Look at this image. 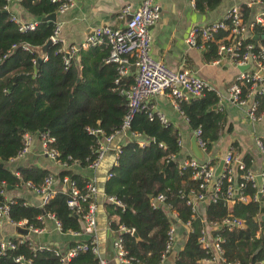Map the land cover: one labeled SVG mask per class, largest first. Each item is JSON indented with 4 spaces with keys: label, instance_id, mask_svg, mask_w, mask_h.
Returning a JSON list of instances; mask_svg holds the SVG:
<instances>
[{
    "label": "trees",
    "instance_id": "obj_1",
    "mask_svg": "<svg viewBox=\"0 0 264 264\" xmlns=\"http://www.w3.org/2000/svg\"><path fill=\"white\" fill-rule=\"evenodd\" d=\"M192 1L194 9L200 13L211 12L222 2ZM6 3L7 0H0V205L5 201L7 187L12 190L30 183L37 188L50 176L47 171L25 167L18 168V177H14L4 167L21 151L23 134L47 133L53 139L49 147L57 151L61 162L68 167L77 164L84 169L86 159H93V149L98 141L89 136L86 129H99L104 137L115 135L126 113L125 100L120 90L132 83V77L128 76L119 85L114 84V65L103 63L108 52L106 47L80 51L77 61H72L64 71L57 53L58 45H50L46 59L37 64L34 49L46 43L54 28L53 23H41L40 19L54 14L57 4L50 3V0H20L17 4L19 9L31 20H39L34 31L20 34L16 25L10 21V13L3 10ZM242 13L245 18L248 10L243 7ZM253 35L258 36L259 43L264 46V27H255ZM25 45L29 51L24 50ZM202 56L205 62L216 59L214 47L208 46ZM255 100L257 111L264 110V95ZM217 101L213 91H206L201 98L180 104V110L191 131L200 128L207 151L223 134L231 132L230 126L226 124V115L216 107ZM128 132L149 142L141 148L136 141L126 140L120 146L116 163L103 185V195L113 198L120 205H104L108 218L118 217V223H112L110 229L117 232L120 226L131 232L122 233L120 237L125 251L136 261L132 264H159L166 232L170 225L175 227L167 207L150 206L152 199L163 195L165 204L177 214V223L183 225L190 222L192 229L191 233L184 234L181 247L173 248L176 256L172 264H204L201 262L204 254L196 242L200 222L197 218L191 220L189 207L180 199L181 194L187 195L189 188L195 189V184L190 181L188 172L179 171L177 163L168 167L166 163V157H179L181 154L176 145V131L169 125L162 127L157 121L149 122L146 114L141 112L133 116ZM232 147L236 149L235 144ZM64 177L76 184L79 190H83L87 182L66 169L54 175L57 182L54 190ZM11 201L8 217L13 223L24 222L25 227L41 228L38 218L49 214L60 225L62 233L79 231V221L68 210L64 194L56 193L41 209L29 206L18 198H12ZM202 212L205 221L209 222H219L227 214L242 219L245 226L243 230L220 231L227 261L237 264L264 262V231L255 237L259 225L254 221L257 215L264 216V207L235 203L226 209L218 202L204 206ZM28 247L29 242L23 239L16 244L14 251H7L0 257V264H16L13 258L18 255L29 259L31 264H60L54 257L53 249L30 252ZM96 263L97 259L87 252L78 254L67 264Z\"/></svg>",
    "mask_w": 264,
    "mask_h": 264
},
{
    "label": "built area",
    "instance_id": "obj_2",
    "mask_svg": "<svg viewBox=\"0 0 264 264\" xmlns=\"http://www.w3.org/2000/svg\"><path fill=\"white\" fill-rule=\"evenodd\" d=\"M20 0H7L3 10L10 13V21L16 25L17 32L25 34L34 31L39 20L24 21L10 12V3H19ZM37 1V0H35ZM50 3L57 4L55 16L64 13L72 7L71 0H50ZM248 10V15L242 13V8ZM160 8L152 0H142L139 6L131 12L129 6H124L118 12L117 18L125 21L121 28L97 27L89 31L85 39L78 44L63 46L59 39V26L54 24L52 34L48 38L50 45H58L57 53L60 55L63 70L66 71L72 61H77L80 51L90 48L106 47L107 56L103 63L114 65L116 72L115 85H119L123 78L131 76L132 83L126 89L120 90V94L125 100L126 113L122 118L116 134L128 133L130 140L136 141L139 147L148 144V140L143 137L129 133V124L136 113L144 112L149 122L157 121L162 127H167L165 118L154 112L150 106V101L159 96L169 99L173 110L180 114L186 123L187 120L180 110V104L188 103L191 100L199 99L206 91H211L208 85L201 79L194 76L187 70L172 71L160 60L150 54L151 35L150 29L158 22ZM255 27H264V0H247L241 7H231L220 18L201 26L193 27L186 39L185 45L189 49L205 51L208 46L214 47L216 59L212 61L218 65L221 61L228 60L237 69L234 81L226 89V100L232 105L244 110V116L248 122L264 123V110L257 111L256 98L264 95V46L259 43L260 38L253 35ZM257 37L256 43L252 38ZM24 50L30 49L24 46ZM46 58L43 59V61ZM35 64V61H32ZM133 68V71L130 69ZM80 69V66H78ZM89 136L97 138V146L93 149L92 160L86 159V171H95L106 153V147L113 136L104 137L99 129H86ZM196 146L203 155V160L199 161L190 155H183L182 144L177 136L176 145L181 151L179 157L171 155L166 157V163H177L180 172H188L189 179L195 184V189L189 188L187 195L181 194L180 199L185 201L189 207L191 220L197 218L200 222V229L197 235V245L203 252L204 264H237L229 262L224 256V240L220 236V231L231 232L233 230L244 229L242 219L227 214L219 222L205 221L202 208L208 204L221 202L226 209H230L235 203L241 205L254 204L259 208L264 207V141L256 139L254 141L255 150L262 157V164L254 166L248 157H240L232 146H229L220 158L222 163L217 176H214L216 165H212L211 150L205 149L201 139L199 127L191 131ZM38 137L41 143V152L52 165L59 171L69 169L77 164L68 167L61 162L55 149L49 147L53 143L47 133L41 132L38 135L25 133L21 137L22 149L13 159L24 157L30 149L33 138ZM159 147H162L159 145ZM120 147L115 151V160L119 154ZM247 159V162L245 161ZM12 160V159H11ZM115 160L113 165H115ZM10 161V160H9ZM255 167V168H254ZM257 167V169H256ZM72 171V170H71ZM14 177L18 174L13 172ZM57 185L54 175L50 174L42 184L35 188L30 183L24 187L40 197L39 209L56 194L61 193L67 197L66 206L70 213L75 216L80 225L79 231H69L66 234L72 237L85 236L86 241L76 243L64 253L54 251L60 264H67L80 253L89 252L97 259L96 264H105L98 258V252L94 240L91 238L96 228V195L98 193L94 179L87 180L83 190H79L73 182L66 177L62 178L60 185ZM104 196V195H103ZM106 203L120 207L113 198H106ZM207 201V203H206ZM11 200H5L0 205V227L3 223L15 227L26 229L28 234L39 236L44 233L43 222L49 220L53 223L57 232H61L60 225L52 215H43L38 220L41 228L25 227L22 223H13L8 217ZM150 206L157 208L165 206L170 210L169 218L175 220L177 214L165 204L163 195H158L151 200ZM262 218L263 221L260 219ZM118 223V217L113 216L109 221V228L112 224ZM256 223L259 225L255 237L260 231H264V216L257 215ZM185 226L192 231L190 222ZM111 230V229H110ZM129 232L118 226L115 238L111 247L114 259L117 264H132L135 259L128 255L123 247L120 234ZM131 234V232H129ZM176 234L174 225H170L166 232V242L159 259V264L166 261L169 253L173 249ZM5 240L0 242V257L7 251H14L16 244L23 239ZM40 248H32L29 244L28 251H38ZM16 264H31V261L18 255L13 258ZM256 264H264L257 262Z\"/></svg>",
    "mask_w": 264,
    "mask_h": 264
},
{
    "label": "crops",
    "instance_id": "obj_3",
    "mask_svg": "<svg viewBox=\"0 0 264 264\" xmlns=\"http://www.w3.org/2000/svg\"><path fill=\"white\" fill-rule=\"evenodd\" d=\"M142 0H71L72 7L62 14L55 16L54 24L59 26V39L64 47L71 44L81 43L89 31L97 27L121 28L125 21L117 18L118 12L124 6H129L133 12ZM160 8V17L158 22L150 29L151 46L150 54L163 62L167 68L172 71L187 70L197 78L203 80L208 88L216 94L217 109L226 115V124L230 126L231 132L223 134L219 140L213 144L210 156L212 165L220 163V158L229 146L235 144L236 151L240 157H248L254 166L262 164V157L255 150L254 141L259 139L264 141V123L248 122L244 116V110L238 108L226 100V89L234 81L237 75V69L231 65L228 60L221 61L218 65L203 60V52L196 49H189L185 45V39L189 31L195 26L208 24L220 18L231 7H241L247 0H222L220 6L206 13L197 12L193 7L192 0H152ZM10 12L14 13L19 19L29 21L27 15L19 9L17 3H10ZM150 106L154 112L161 114L168 125L173 128L182 144L183 155L194 157L190 151V142L192 137L191 129L185 122L184 118L172 109L170 101L165 96H159L150 101ZM121 136L120 140L111 146L114 138ZM128 133L116 134L106 147L110 156L102 161L100 165V174L86 171L73 166L72 172L78 174L86 180L94 179L97 184L100 183L101 191L96 195V210L98 207L97 197L100 199L101 212L104 216L105 223L101 228H95L91 238L94 240L98 258L105 264H117L112 256V241L116 233L109 228L110 218L106 216L104 205L106 200L103 196V185L107 179L108 173L115 160V151L130 140ZM109 148V149H107ZM106 152V153H107ZM201 153V152H200ZM106 155V154H105ZM202 155V153H201ZM195 158V157H194ZM203 155L202 159L203 160ZM197 159V158H196ZM198 160V159H197ZM199 160V161H201ZM4 167L15 172L18 168L34 167L39 170L47 171L56 175L59 169L49 163L41 152V143L38 137H34L29 152L20 159H12L4 164ZM215 168V170H216ZM255 168V167H254ZM257 169V167H256ZM18 198L23 200L27 205L39 208L40 197L27 190L24 186L16 189H9L4 193L5 200ZM113 217V216H112ZM101 221L96 212V227ZM114 223L115 219H112ZM176 239L173 245L181 247L184 240V234L188 228L179 225L175 219ZM176 226L179 227L176 230ZM44 233L39 236L28 234L26 237L20 236L15 227L3 223L0 227V242L5 240L24 239L27 240L32 248L46 249L51 248L59 253H64L67 249L73 247L76 243L85 242V236L72 237L66 233L57 232L53 223L49 220L43 222ZM80 229V227H79ZM100 233L102 239L97 235ZM38 250V251H40ZM172 251H174L172 249ZM176 252V251H175ZM162 264H172L166 261Z\"/></svg>",
    "mask_w": 264,
    "mask_h": 264
},
{
    "label": "water",
    "instance_id": "obj_4",
    "mask_svg": "<svg viewBox=\"0 0 264 264\" xmlns=\"http://www.w3.org/2000/svg\"><path fill=\"white\" fill-rule=\"evenodd\" d=\"M40 22L41 23H47V22H51V23H54L55 22V14H50L46 17H43L40 19ZM263 37H261L262 39ZM252 41H257V37H253L252 38ZM50 40H47L46 43L41 46L40 48H35L34 49V52L36 53L37 55V64H40L42 62V60L46 57V51L47 49L50 47ZM131 71H133V68L130 69ZM215 109V107H213V110ZM190 151L192 153V155L197 158L198 160H201L202 159V155L198 149V147L196 146V143H195V140L194 138L191 139V142H190ZM173 163L170 162L167 164V167L172 165ZM221 165L222 163L220 162L216 168V170L214 171V176H217L219 171H220V168H221ZM2 167V165L0 164V168ZM7 190H9V187H7ZM207 203V201H206ZM262 221L263 219L260 218ZM173 221V220H172ZM254 221L256 222V219H254ZM16 231L17 233L20 235V236H23V237H26L28 235V232L26 229H23V228H16ZM133 237H136L135 234H133ZM176 256V252L175 251H171L168 255V261L173 263L174 261V258Z\"/></svg>",
    "mask_w": 264,
    "mask_h": 264
},
{
    "label": "rangeland",
    "instance_id": "obj_5",
    "mask_svg": "<svg viewBox=\"0 0 264 264\" xmlns=\"http://www.w3.org/2000/svg\"><path fill=\"white\" fill-rule=\"evenodd\" d=\"M120 138H121V136H116V137L114 138V140H113L111 146L114 145L117 141H119ZM107 149H109V148H107ZM106 152H107V151H106ZM105 154H106V155H104L103 160H102L103 162H104V160L107 158V156H110V153H109V152H107V153H105ZM104 158H105V159H104ZM102 161H101V163H102ZM101 163H100V165H101ZM100 165H99V167H100ZM99 167H98V169H97V171H96V173H98V174H100V173H99V172H100V168H99ZM100 183H101V182H99V183L97 184V191H98V192L101 191V189H99V188H100ZM97 201H98V207H97L96 212H97L98 217L101 218V221L98 223V225H97L96 228L99 229V227L101 228V226L104 225V223H105V219H104V216H103V214H102V212H101V203H100V199H99V197H97ZM97 235L100 236V239L103 238L102 235H101L100 233H97ZM112 252H113V251H112ZM113 255H114V253H112V256H113Z\"/></svg>",
    "mask_w": 264,
    "mask_h": 264
}]
</instances>
